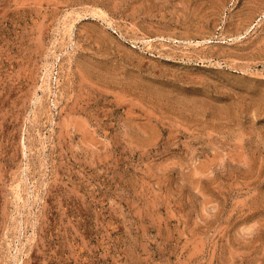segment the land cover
Returning a JSON list of instances; mask_svg holds the SVG:
<instances>
[{
  "label": "rangeland",
  "instance_id": "rangeland-1",
  "mask_svg": "<svg viewBox=\"0 0 264 264\" xmlns=\"http://www.w3.org/2000/svg\"><path fill=\"white\" fill-rule=\"evenodd\" d=\"M0 264H264V0H0Z\"/></svg>",
  "mask_w": 264,
  "mask_h": 264
}]
</instances>
